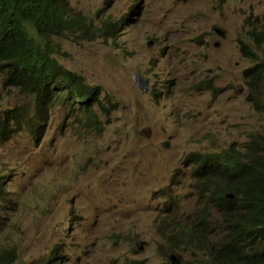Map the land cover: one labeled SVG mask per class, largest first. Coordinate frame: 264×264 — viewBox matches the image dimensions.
I'll return each mask as SVG.
<instances>
[{"label": "rangeland", "instance_id": "obj_1", "mask_svg": "<svg viewBox=\"0 0 264 264\" xmlns=\"http://www.w3.org/2000/svg\"><path fill=\"white\" fill-rule=\"evenodd\" d=\"M67 2L93 34L54 37V57L113 104L93 127L56 102L41 134L0 141L1 193L11 201L0 212V251L15 249L12 264H170V255L208 264L195 243L171 236L193 225L222 232L218 208L197 197L188 156L264 137V112L246 100L252 63L240 51L264 23V0ZM105 21L121 27L116 39L97 36ZM257 54L264 62V47ZM4 80L2 110L32 111Z\"/></svg>", "mask_w": 264, "mask_h": 264}, {"label": "trees", "instance_id": "obj_2", "mask_svg": "<svg viewBox=\"0 0 264 264\" xmlns=\"http://www.w3.org/2000/svg\"><path fill=\"white\" fill-rule=\"evenodd\" d=\"M81 30L91 35L90 25L71 14L67 0H0V76L8 87L30 99L31 110L18 106L2 110L0 102V141L20 132L31 137L41 134L49 107L64 103L88 122L97 125L98 110L113 104L101 98L99 87L86 84L76 72L65 68L54 57V37ZM118 23L105 21L98 37L116 39ZM240 41L242 55L252 65L243 71L249 94L246 100L257 112H264V62L257 50L264 47V23L256 21ZM196 162L195 192L221 213L220 234H203L196 225L183 226L171 236L188 247L198 248L208 264H264V137H252L244 150L230 146L220 153H192ZM0 212L10 207L1 193ZM233 194V199L227 195ZM72 222V220L70 221ZM14 248L0 251V264H12ZM51 257L45 264H57Z\"/></svg>", "mask_w": 264, "mask_h": 264}, {"label": "water", "instance_id": "obj_3", "mask_svg": "<svg viewBox=\"0 0 264 264\" xmlns=\"http://www.w3.org/2000/svg\"><path fill=\"white\" fill-rule=\"evenodd\" d=\"M178 1H183V2H185V1H187V0H178ZM216 31H217V33H218V35H219L220 37H222V38L225 37V33H224V31H223L222 29L217 28ZM133 78L135 79L136 83L138 84V86H139L142 90H144V91H147V90H148L147 85H146V80H145L140 74H134V75H133ZM230 198L232 199L233 196H230ZM139 249H142V248L139 246ZM170 260H171L172 262H175V261H176V257H175V256H171V257H170Z\"/></svg>", "mask_w": 264, "mask_h": 264}, {"label": "clouds", "instance_id": "obj_4", "mask_svg": "<svg viewBox=\"0 0 264 264\" xmlns=\"http://www.w3.org/2000/svg\"><path fill=\"white\" fill-rule=\"evenodd\" d=\"M187 1H188V0H187ZM187 1H185V2H187ZM179 2H183V1H179ZM185 2H183V3H185ZM230 196H233V198H234V195H233V194H229V195H227V198H228V199H231ZM197 197H198V196H197ZM198 198H199V197H198ZM233 198H232V199H233ZM171 256H175V255H170V256H169V262H170V264H175V262H172V261L170 260V257H171ZM175 257H176V256H175ZM176 260H177V258H176Z\"/></svg>", "mask_w": 264, "mask_h": 264}]
</instances>
